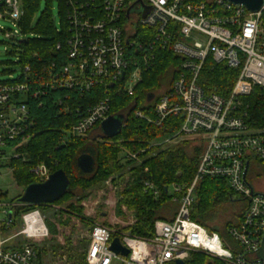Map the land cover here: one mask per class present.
Masks as SVG:
<instances>
[{
    "label": "built area",
    "instance_id": "2783aa9c",
    "mask_svg": "<svg viewBox=\"0 0 264 264\" xmlns=\"http://www.w3.org/2000/svg\"><path fill=\"white\" fill-rule=\"evenodd\" d=\"M64 3L68 35L65 46H56L65 50L61 57L40 74L26 67L27 79L22 82L0 83V170L8 168L13 174L9 164L20 157L19 148L29 139V98L44 97L50 91L70 92L56 102L61 115L76 116L62 142L91 138L111 116L110 93L132 95L159 52H170L180 60L170 88L146 102L151 115L142 111L136 115L156 127L171 117L180 120L174 141L191 139L201 148L193 183L186 189L171 186L169 195L179 204L178 213L171 221L156 220L151 238L133 236L116 226L95 225L84 262L188 264L194 254H203L223 264H264L260 253L264 193L247 181L251 162H264V124L257 126L247 102L257 88L264 102V9L253 14L242 5L221 0ZM0 5L6 8L0 20L12 22L15 28L6 32V38L19 36L21 0H0ZM210 62L240 72L227 97L208 92L200 83ZM125 154L128 160L138 159L137 153ZM33 171L41 182L49 178L44 165ZM207 178L224 180L234 198L245 204L241 220L228 231L234 247L191 219L196 187ZM145 189L158 196L152 183L145 182ZM4 195L0 189V264H38L35 244L49 236L42 211L32 209L17 217L15 202H6ZM18 222L23 228L5 236L18 229ZM17 237L24 241L14 242ZM116 238L129 250L128 256L111 251Z\"/></svg>",
    "mask_w": 264,
    "mask_h": 264
},
{
    "label": "trees",
    "instance_id": "16d2710c",
    "mask_svg": "<svg viewBox=\"0 0 264 264\" xmlns=\"http://www.w3.org/2000/svg\"><path fill=\"white\" fill-rule=\"evenodd\" d=\"M46 1L45 11H42L39 20L34 25L35 13L39 10L41 0H21L23 15L17 23L20 33L19 36L9 39L13 44H8L11 49L7 52L9 56L17 60L16 62L8 61V65L17 66L20 75L17 78L0 81V83H19L26 80V67H30L32 74H40L64 53V48L63 50L56 49L58 43L65 46L68 35L64 0H57L60 28L56 26L52 16V0ZM5 11V6L0 5V13L5 14ZM0 31L3 35L7 32L4 29ZM179 65L180 60L170 52H159L132 95L117 91L110 93L112 97L111 115L125 117L121 132L112 138L104 136L73 138L72 140L65 139L63 143L64 134L75 121L76 116L71 113L61 115L56 102L70 92L50 91L44 97L29 98L27 101L29 139L24 146L19 148L20 157L12 159L9 164L13 168V176L17 185L26 188L31 184L41 182L33 171L38 166H46L50 174L63 170L70 179L69 192L54 205L65 202L67 198H75L80 204L89 190L103 185L109 179L113 178L115 181L118 176L122 178L129 175V182L120 193L117 213L122 216L123 208L133 212L135 223L125 231L133 236L151 238L154 234L155 221L162 219L159 211L163 205L172 201L168 190L174 184L184 189L191 186L201 154V148L193 147L190 139L177 138L174 141L173 135L179 129V119L171 117L162 127H156L136 115L138 111L151 115V106L146 105V102H149L148 97L155 96L158 90L166 88L167 82L175 77ZM14 72L3 71L4 74L9 75ZM203 72V79L200 83L206 87L208 92L219 94L222 97L230 94L240 73L225 65L211 62ZM259 90L257 88L254 94L247 98L250 104L249 113L251 118L258 123L257 126L264 124V102L262 98H259ZM71 96L77 97L73 93ZM166 139L171 140L164 143ZM125 151L137 153L142 163L136 165L133 163L135 160H128ZM83 154H89L95 160L92 174H84L77 166V160ZM124 159L127 162H122ZM145 182H150L155 186L158 196H155L152 191H146ZM4 197H7V193ZM239 202L243 203L240 198H234L230 187L224 180L207 178L196 187L190 216L194 222L210 232L218 233L234 247L233 240L227 238L228 231L230 227H235L239 223L244 209L242 212H232L230 208ZM48 207L50 205L21 206L17 210V217L32 209L45 211ZM68 208L76 213L82 210V207H77L72 203L68 204ZM225 214H228V218L221 219V216ZM221 220L222 229L219 230L215 223ZM49 226L52 225L49 224ZM53 229L56 230L54 226L51 231ZM41 252L38 253L39 257H41ZM82 260L80 257L75 259L76 263ZM188 264H223V262L212 260L203 254H194Z\"/></svg>",
    "mask_w": 264,
    "mask_h": 264
},
{
    "label": "rangeland",
    "instance_id": "374dc122",
    "mask_svg": "<svg viewBox=\"0 0 264 264\" xmlns=\"http://www.w3.org/2000/svg\"><path fill=\"white\" fill-rule=\"evenodd\" d=\"M47 6L46 0H41L40 7L34 17V25L39 20L42 11H45ZM58 1H51V11L56 26L60 28V17L58 10ZM0 25L4 30L14 31V25L10 21L0 20ZM8 44H13L5 35L0 31V81L17 78L20 75V70L17 66L8 65V61L16 62L17 60L7 54L10 51ZM15 71L12 75L4 74L3 71ZM172 80L167 82L166 88H170ZM164 89V88H163ZM163 89L158 90L162 92ZM101 137L103 133L101 130H96L94 137ZM191 140V139H190ZM191 145L197 146L194 140H191ZM191 151V150H190ZM12 151L9 153V158L12 156ZM124 156V153H122ZM122 162H127L126 159ZM9 163V161L7 162ZM134 164L139 165L142 163V159L138 157ZM264 174V162L252 161L249 166V172L247 174V181L252 185L264 190V177L258 178L259 175ZM129 182V175L119 178L116 177L115 181L109 179L103 185L89 190L85 195L86 198L82 203H78L77 199L67 198L65 202L58 205H51L47 210L42 212V215L46 221L49 229V236L44 240L36 242L35 246L41 257H39L38 264H85L84 259L86 251L89 245V238L92 228L97 225L116 226L123 230L135 223L134 214L123 208V215L117 213V203L120 199V193L125 185ZM0 189L7 193L6 202H12L19 199L25 190L24 187L17 185L16 180L12 172L8 168H2L0 170ZM173 192V189H169V194ZM74 204L77 207H82L79 213L72 211L68 208V204ZM245 204L242 202L235 203L234 207L230 208L232 212H242ZM179 204L173 201L167 202L163 205V208L159 211V216L167 221H171L178 213ZM228 218V214L222 215L221 219ZM220 222V223H219ZM215 223V226L221 230L222 220ZM18 229L14 230L7 237L14 235L16 232L23 228L21 222H18ZM51 224L52 226H49ZM53 226L56 228L51 231ZM4 236V237H5ZM229 240L230 237H227ZM14 242H23L24 237H17ZM82 258L81 262L76 263L75 259ZM211 259V258H210Z\"/></svg>",
    "mask_w": 264,
    "mask_h": 264
},
{
    "label": "water",
    "instance_id": "95a60500",
    "mask_svg": "<svg viewBox=\"0 0 264 264\" xmlns=\"http://www.w3.org/2000/svg\"><path fill=\"white\" fill-rule=\"evenodd\" d=\"M232 3L233 5L244 6L250 13H256L264 9V0H221ZM144 13V16L149 11V8ZM131 10V9H130ZM154 95L148 97L150 102ZM125 117L123 115H111L106 118L101 124V131L104 137L112 138L117 136L123 126ZM77 166L84 174H92L94 171L95 160L89 154L81 155L77 160ZM63 170H58L49 175L43 182L34 183L25 188L23 195L16 200L15 208L18 210L21 206H44L53 205L62 199L69 191L70 179ZM264 239V237H263ZM111 251L123 256L129 255V250L120 243L119 239H114L111 246ZM261 258L264 259V240L260 250ZM177 264H185L178 261Z\"/></svg>",
    "mask_w": 264,
    "mask_h": 264
},
{
    "label": "flooded vegetation",
    "instance_id": "af4514ba",
    "mask_svg": "<svg viewBox=\"0 0 264 264\" xmlns=\"http://www.w3.org/2000/svg\"><path fill=\"white\" fill-rule=\"evenodd\" d=\"M261 177H264V174L263 175L261 174V175L258 176V178H261ZM256 188L259 190L260 193H264V190H262V189H260L258 187H256Z\"/></svg>",
    "mask_w": 264,
    "mask_h": 264
}]
</instances>
